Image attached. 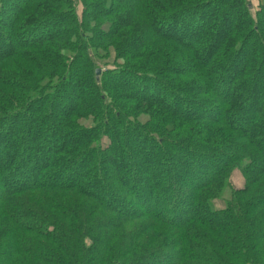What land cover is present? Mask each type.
<instances>
[{"label": "trees", "instance_id": "obj_1", "mask_svg": "<svg viewBox=\"0 0 264 264\" xmlns=\"http://www.w3.org/2000/svg\"><path fill=\"white\" fill-rule=\"evenodd\" d=\"M256 2L0 0V264H264Z\"/></svg>", "mask_w": 264, "mask_h": 264}, {"label": "rangeland", "instance_id": "obj_2", "mask_svg": "<svg viewBox=\"0 0 264 264\" xmlns=\"http://www.w3.org/2000/svg\"><path fill=\"white\" fill-rule=\"evenodd\" d=\"M247 1H249L253 5V8L255 7V3H257L256 0H247ZM79 13H80V8H79ZM83 124L88 126L90 123L84 122ZM229 182L233 188H240L243 185V179L238 171H233L231 173L229 177Z\"/></svg>", "mask_w": 264, "mask_h": 264}, {"label": "water", "instance_id": "obj_3", "mask_svg": "<svg viewBox=\"0 0 264 264\" xmlns=\"http://www.w3.org/2000/svg\"><path fill=\"white\" fill-rule=\"evenodd\" d=\"M99 74H100V71H99V70H96V71H95V76H96V78L99 76Z\"/></svg>", "mask_w": 264, "mask_h": 264}]
</instances>
